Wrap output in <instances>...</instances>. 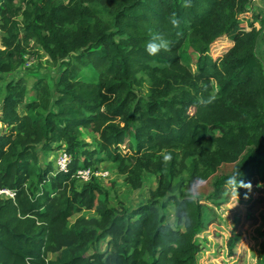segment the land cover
I'll return each mask as SVG.
<instances>
[{
	"label": "trees",
	"instance_id": "trees-1",
	"mask_svg": "<svg viewBox=\"0 0 264 264\" xmlns=\"http://www.w3.org/2000/svg\"><path fill=\"white\" fill-rule=\"evenodd\" d=\"M249 1L0 0V75L22 66L31 43L59 72L53 91L47 74L36 78L33 98L24 79L0 76V190L13 193L0 195V264H198L207 201L242 188L264 162L261 31ZM153 34L172 42L155 56L145 50ZM221 40L228 46L213 58ZM82 130L97 148L86 149ZM60 150L67 172L40 163L39 153ZM103 161L134 190L156 175L149 199L117 208L96 178L77 188L75 170ZM83 210L95 215L70 221ZM260 236L264 264V228ZM240 240L228 238L231 254Z\"/></svg>",
	"mask_w": 264,
	"mask_h": 264
},
{
	"label": "rangeland",
	"instance_id": "rangeland-1",
	"mask_svg": "<svg viewBox=\"0 0 264 264\" xmlns=\"http://www.w3.org/2000/svg\"><path fill=\"white\" fill-rule=\"evenodd\" d=\"M103 5H106V0H102ZM249 16L256 14L254 24L256 29L261 31L258 41L260 42L256 49V55L260 60L262 72L264 76V0H250L248 4ZM3 35L0 31V44ZM228 46V41L221 40L214 43L210 47V55L216 58L222 54ZM1 48V45H0ZM181 63L184 64L193 74H196L195 64L189 59L187 54L180 52ZM49 77L50 90L53 91V85L59 77V72L56 66L52 64L39 47L32 43L23 56V64L17 68L15 72L0 75L6 83L22 78L26 82L27 96L33 98L34 93L30 92V87L36 78L40 75ZM93 78L92 74L84 71L81 75L82 80ZM4 82L0 84V104L4 97ZM216 90V85L213 83ZM145 89L140 90L144 94ZM191 113L193 110L190 111ZM97 136L90 131H81L79 140L86 144V149L97 148ZM60 151H52L47 155L39 153V160L42 165L49 162L52 165V170H55V161ZM96 171H106L105 177L101 176L95 180L107 192V198L111 205L120 208H128L136 206L141 201L149 199L150 190L157 185V176L152 173H145L142 177V186L139 189H131L124 174L119 173L114 164L103 161L91 166ZM222 172L230 171V166L225 165L221 168ZM264 162L258 167L257 173L246 183L242 188H231L225 198L219 203L209 202L208 208L205 209L206 229L201 234L203 240V250L197 256L198 264H257L261 236L260 232L264 228ZM93 180V179H92ZM83 183L76 181V187L80 188ZM208 188V183L200 184L196 191L205 192ZM196 189V190H195ZM10 198V197H6ZM166 215V221L174 226L173 206L163 210ZM80 215L90 217L95 215L93 211L83 210L76 213L70 218V221L76 219ZM233 233L241 235V240L237 243L233 254L229 252L228 238ZM108 237L99 242L101 251L107 248ZM51 256V255H50ZM150 261V258L146 256Z\"/></svg>",
	"mask_w": 264,
	"mask_h": 264
},
{
	"label": "built area",
	"instance_id": "built-area-1",
	"mask_svg": "<svg viewBox=\"0 0 264 264\" xmlns=\"http://www.w3.org/2000/svg\"><path fill=\"white\" fill-rule=\"evenodd\" d=\"M70 160H71L70 154L65 152L64 150H60L55 161L56 170L67 172ZM106 174H107L106 171H96V169L94 168L84 167V168L76 169L72 176L75 178L76 181L87 183L93 177L94 178L95 177L99 178L101 176L105 177ZM0 195L3 197H13V193L6 189L0 190Z\"/></svg>",
	"mask_w": 264,
	"mask_h": 264
},
{
	"label": "clouds",
	"instance_id": "clouds-1",
	"mask_svg": "<svg viewBox=\"0 0 264 264\" xmlns=\"http://www.w3.org/2000/svg\"><path fill=\"white\" fill-rule=\"evenodd\" d=\"M179 19L176 16L175 13L172 14L170 17V23L173 25V27L179 26ZM171 41L160 37L158 34H153L152 39L146 44L145 50L147 53L151 56L157 55L161 50L167 51L171 46Z\"/></svg>",
	"mask_w": 264,
	"mask_h": 264
}]
</instances>
